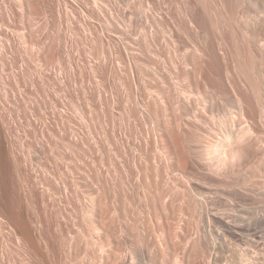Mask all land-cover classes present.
<instances>
[{"label":"rangeland","instance_id":"rangeland-1","mask_svg":"<svg viewBox=\"0 0 264 264\" xmlns=\"http://www.w3.org/2000/svg\"><path fill=\"white\" fill-rule=\"evenodd\" d=\"M28 1L26 0V2ZM202 1L201 3L200 0H51L49 4L53 6L48 8L51 9L54 16L53 13L50 15L49 10H44L45 12L42 11L44 12L43 15L41 13L38 16L36 23V33L39 35L37 37L40 41L42 39L44 41L42 42L45 43L46 38L49 41L54 38L57 42L55 43L58 44L59 53H61L56 54L57 58H55L56 55L54 58H52L53 56L50 58V54L46 51H42L41 54L39 48L31 47L32 39L29 35L30 32L27 33L28 25L21 24L25 21H21L24 19L21 17L18 8H16L17 10L14 9L16 4L10 5V2L13 4L16 0H0V99H3L6 110H8L7 114L13 130L10 140L14 144L11 143L12 145L18 144L15 145L16 149H14L16 152L20 150L17 153H21L19 155L26 161V169L29 173L42 178L52 190V194L54 196L56 194L55 197H50V200L53 199L54 202L52 201V204L51 201L48 202L52 207L55 206L56 209L53 208L52 210L64 212L65 219L63 218V221L66 222L64 221L63 225L65 224L66 229L69 225L70 228L74 227L75 229L78 223H80L79 225L87 224L84 222L91 218L90 215H88L89 218L83 216L85 219L82 220L83 212H80L82 211V202L77 201L78 195L85 199L89 193L102 191L100 193L101 199L103 198L102 212L104 213L102 214H105L102 219L105 218L103 220L106 221V225L114 223L119 228L120 246L124 249H130L129 251L134 254L135 264H178V262L184 261L185 251L188 253L191 249L193 255L191 258L198 260L199 264H201L200 261H203L202 264H208L209 261L210 264L211 262L214 264L210 258L204 259L202 256L204 250H207L208 255L212 252L207 243L208 233L212 232L210 235L215 236L213 231H222V224L219 220L215 221L217 219H206L203 214L206 211L215 213L218 211L220 218L222 216L227 217L235 212V209L231 208H237L241 203H246L249 208L257 213L263 212L262 204L257 206L260 204V200L257 197L256 200L251 191H242L243 188L238 185L250 177L248 171L245 173L246 163L238 167L241 170L238 172L242 174H236V176H233V172L225 175L220 171L223 164L232 167L235 165L236 167L237 159L240 157L242 159L241 155L244 151L243 153L239 151L241 150L239 146L234 145L237 143L231 142L236 153L234 150L231 151L234 155L231 153L232 155L230 154V158L227 157V159L222 153L210 158L205 156V145L201 143L203 146L201 147L198 143V136L201 133L198 132L200 126L211 129L218 124L221 125L226 122L228 124L229 121L231 122L229 124L236 123L239 125L240 121L243 120L238 114V107L235 105L236 93L231 92L227 96L223 92H219L213 96L205 91L206 101L201 102L200 111H203L202 117L210 125L204 122H201L203 125L198 123V77L194 78L196 74L198 75L196 72L198 68V16L201 14V17L199 16L200 23H204V18L209 17V21H212H210L212 27H209L211 29H209L211 31L210 36L216 40V43L218 41L223 43L221 44L222 47L219 46L220 44L216 46L217 49L220 47L219 49L223 50L218 49L221 57V60L219 59L221 67L218 70L222 73L218 71L220 77H217L219 76L218 73L215 76L217 80L215 78L210 79L213 82L214 80L217 81L218 84L215 83L219 88L221 87L219 83L224 80L227 84L228 79H230L227 78V75L229 69L234 68L232 50L236 49L232 46L234 42L232 43V39H230L234 31L231 29L229 32L227 26L226 28L223 26V24L227 25L231 22V9L233 7L232 10H234L237 7L235 0H229L228 3L230 4H227V9H224L225 6L220 4L223 0L221 2L220 0ZM204 1L209 3L205 4ZM230 1H233L232 4ZM28 5L27 3L28 9L26 8V11L29 10L30 6L28 7ZM8 7L10 11L11 9L16 11V15L13 16L15 20L13 17L9 19ZM248 10L256 15L255 9L250 5L244 6L238 12L244 14ZM209 13L210 15L214 13L211 17L215 18H211ZM8 19L12 22L9 23ZM256 23L258 26L253 23V30L255 29L261 37V33L258 32L260 31L259 21ZM253 25L251 24V26ZM22 26L26 27L23 28ZM23 34L27 36L24 35V37ZM222 37L226 44L222 40L220 41ZM42 42H40L41 45H43ZM3 46L4 49H2ZM148 46H150L149 49ZM169 47L180 49V54L177 53L180 58L177 55L172 56L174 55H171L173 50L170 52ZM125 48H131L130 51L132 50L133 54H130ZM120 50L123 52L125 63L117 56ZM114 51H118L117 54L115 53L118 58L113 55ZM225 51H227L225 54L222 53ZM110 52L111 58L108 55ZM170 56L174 60L178 58L181 63L184 62L183 65H179L180 62L178 63V61L179 68L172 65V60H170L172 57ZM183 56L185 61H182ZM100 57H107L105 62V59L102 61L105 64H101ZM115 59H119V61ZM138 59L140 63H137ZM96 60L100 63L99 65ZM115 61L118 63L121 61L122 68L119 67L121 65L117 66ZM220 62H218L219 65ZM95 64L98 65V68L97 66L94 67ZM100 66L101 70L99 69ZM93 67L97 71H102L101 73L97 72L101 74L100 76L94 72ZM103 67L106 71L109 70L108 73L104 74L107 79L104 75V77L102 76L106 72ZM232 71V75L235 77L236 74L234 75L233 69ZM126 76L128 81L125 79ZM100 77L105 80L104 83H107V87L103 85L101 88L103 81L101 83ZM219 78L221 80H218ZM233 80L245 93L246 88L241 80L239 82V78L236 77L231 80V83ZM18 81L20 82L18 83ZM123 81H126L125 84L129 83L127 87L124 86ZM44 87L46 88L44 89ZM181 90L185 92L183 95L180 94ZM6 99L8 100L6 101ZM161 100L167 104V107H164L167 108L166 111H164ZM205 102L206 104H204ZM212 103H214V109L209 110L208 106L206 109L205 106ZM202 106L204 110H202ZM249 123L257 127L262 126L257 117L250 120ZM173 128L180 131L181 141L183 140L184 152L189 161L187 175L192 177L190 178V185L182 179L180 174L169 168L168 160L162 155V146H164V142H167V133ZM48 129L49 131H47ZM162 135L164 137H161ZM163 138L166 141H163ZM28 143L30 144L28 145ZM228 143L230 142L228 141ZM19 147L21 148L19 149ZM236 168L235 172L238 169ZM228 182L241 188L234 187L235 190H240L244 194L247 192L245 194L247 198L243 197L241 192L242 198L231 197L233 190L229 191L231 188H229ZM261 182H256L253 187L255 189L260 188L264 185V182H262L263 184ZM226 184L228 187L225 186ZM209 186L215 188L210 187V189ZM221 188L224 190H220ZM65 190L66 192H64ZM199 192H202L203 195ZM250 192L254 198L249 194ZM206 193L207 195H205ZM203 202L207 204H203ZM206 205L207 208L209 207L208 209ZM59 208L60 210H58ZM3 225L0 224V226ZM5 226L7 225L0 227V264H27L25 260L22 261L25 259L23 258L25 256L22 255L23 250L13 238L12 232L9 231L10 228ZM209 227L210 232L208 231ZM74 229L73 231H77ZM68 230L72 231L71 229ZM130 235L131 237L127 239L126 236ZM189 236L192 237V243L189 242L192 245L188 244V246L186 239ZM229 240L233 241L234 239L228 237ZM126 241L128 242L126 243ZM230 241V245L234 246L233 250L239 247L241 249L239 245L235 249L237 242L234 243L233 241V244ZM194 243L196 244L195 248ZM231 246L228 253L233 252ZM188 247L189 249H187ZM259 248L257 250L253 248L254 251L251 250V255L253 252L255 255V250L259 254L262 253L261 256L257 254L260 261L256 255V262L253 261L254 257L246 259L238 255L240 249L231 254L232 256L237 254L235 258L228 256L230 254L225 251L226 257L222 253L219 260L223 257H231L229 258L230 262L234 261L236 264H264V246L261 245ZM90 250L91 255L94 250L91 248ZM221 256L223 257L221 258ZM219 260L218 262L221 263L222 260Z\"/></svg>","mask_w":264,"mask_h":264},{"label":"bare ground","instance_id":"bare-ground-1","mask_svg":"<svg viewBox=\"0 0 264 264\" xmlns=\"http://www.w3.org/2000/svg\"><path fill=\"white\" fill-rule=\"evenodd\" d=\"M12 1H15V0H12ZM201 1L202 0H200V2ZM221 1L222 0H220V2ZM16 2L15 3L13 2V4H11V2H10V5L14 6L16 4V7H14V9L17 10L16 8H18V10L21 12V17L24 19V20L21 19V21L27 22V23L21 22V24H23V25L27 24L28 25V28H27L28 32H27V30H26V32L27 33L30 32L29 35H30V38L32 39V40L30 39L32 41L31 47L33 46V48H35V47L39 48V51L41 50V54H42V51H46L47 53L50 54V58H51V56H53L52 58H54L56 54L57 55L60 54L61 53V52L59 53L60 49L58 47V44H56L57 42L55 41L54 38L50 39V41L48 40V38H46L47 40L45 41V43H43L44 41L42 39L40 41L39 37H37L39 35L36 33V29H37L36 23L38 21L37 18L41 13L43 15V13L46 10H49L48 7H51V5H52V4L51 5L49 4V3H51V0H29L28 2H26V0H16ZM145 2L148 5L147 1H145ZM205 2L206 1H204V3ZM228 2H229V0H223L220 4L222 6H225L224 9H227L228 8L227 6L230 4ZM232 2H231V4H232ZM234 2L236 3L235 5H237V7H236L237 9L235 8L234 10H232L233 7L231 9V6H230V9H231L230 20H231V22L227 25L223 24V26H225V28L227 26V29L229 30V32L234 31V32H232L233 35H231V36L229 35V36L232 37V38H230V39H232V43L234 42L232 46L236 47V49L234 48V51L232 49L231 50L233 52V55H232L233 58L232 59L234 60V68H232V69L235 72L234 75L236 74L237 76L235 75V77H233V75H232L233 71H232V69L231 70L229 69V71H228L229 74L227 75L228 76L227 78H230V79H228L230 82L226 79L228 81V83L226 84V81L223 80L224 82L222 81V83H219V86L221 85V87L220 88L218 87V85H217L218 82L215 80H217L216 79L217 77H220L219 72H221V71H219V70L221 67V62L219 61V59L221 57L219 54L220 53L219 52V50H220L219 46H221V44H223V43L219 42V41H218V43H216V40L210 36V32H211L210 28L212 27L211 26L212 23H210L211 20L209 21L208 16H207L208 18H204V20H203L204 23L199 22V16L201 15V14L199 15V13H201V12H199L198 13V15H199L198 16V68L195 67L198 70L197 71L195 69L196 72L198 73V75L196 74V77L194 76V78L198 77V123H200L201 125H203L201 122L206 123L205 122L206 120L204 119V117H202L203 111L202 112L200 111L201 110L200 109L201 102L206 101V99L204 97L205 91L211 93L213 96L217 95L219 92H223L224 95L226 94L227 96H229L231 94V92L236 93L235 100H234V101H236L235 105H236V107H238L237 108V110L239 109L238 114L240 115L241 119L244 120V122H242L243 121L242 120V121H240V124H241V122H242V124L237 125L236 123L235 124H233V123L229 124V122H230L229 121L228 124H226L227 122L224 124H221V125L218 124V126L215 125L211 129H206L204 127H201L199 124L200 128L198 127L199 128L198 132H201V133H199V136H198V143H199V145H201V143L203 145H205V148H204V150H206L205 156L207 155V156H209V158L213 157L214 155L220 154V153H222L226 157V159H227V157L230 158V154L232 153L231 151L236 150L234 145L239 146V148L241 149L239 151H241V153H243V151H244V153L241 155L242 159L240 157L239 159H241V160L239 161V159L236 158L238 162H236L235 164H236V167L238 168L243 163L244 164L246 163L247 168L245 166V168H246L245 173H247V171H248L249 172L248 174L250 175V177L246 178V179L244 178L245 182L242 184H240L238 182L239 183L238 185H240L241 188H243V189H241L240 187L238 188V186H235L234 184H231V183L229 184V182H228L229 188H231V189H229V191L233 190V193H232V191H231L232 194L230 193L231 197L237 196L238 198L239 197L242 198V195H244L243 197H245V194L248 191H251L255 195V199L257 200V198H258L260 200V201L258 200L260 202V204L257 202L259 204L257 206H260L262 204L261 205L262 208L261 207L260 208L262 209L263 212L257 213L253 209L249 208V206L246 203H241V204H239V206H237V208H235V207L231 208V209H235V212H233L232 215H228L227 217L226 216L223 217L222 215H220V216H222V218H220L218 216L219 213H217L218 211L216 213L206 211V213L203 214V217H205L206 219H210V220L217 219L215 221L219 220L220 224H222L221 225L222 231H217V230L213 231L215 236H211L212 232L208 233L209 237L207 236L208 241L207 240L206 241H207L208 245L211 247L212 252H211V254L208 255L207 254L208 252H206L207 250L206 251L204 250V253L202 256L204 259L210 258L214 264L215 263L216 264L217 263H219V264H234L235 263L236 264V262H234L232 260L235 258V255H237V254L233 255L234 258L231 260L234 263L230 262L229 258H231V257L224 258L223 256L225 255L224 254L225 251L227 252V254H230L228 256H232L231 254L233 252L240 249V247L238 248L237 245L241 246V249L239 250L241 254L237 251L238 255L245 257L246 259L249 257H254V259L253 258L252 259H253V261L255 260V262H256L257 259L259 260V258L257 257L258 256L257 254H259V252H257L256 250L260 249L259 246H261V245L264 246V185L258 189L257 188L255 189L253 187L254 184H256V182H258V181L264 182V0H235ZM27 3L29 4L28 7L30 6L28 11H26L28 9L26 7ZM201 3H199V4H201ZM207 3H209V2H207ZM207 3H205V4H207ZM246 5H250L253 9H255L256 15H253L252 13H250V10H248V12L246 11V13H244V14H240V12H238L239 10H241ZM11 6H10V8H11ZM24 7H25V9H24ZM204 7H205V5H204ZM206 7H208V6H206ZM10 8L8 9L9 10L8 11L9 19H11L13 16L16 15V11L12 10V9L10 11ZM230 9H229V11H230ZM217 10H216V12H217ZM42 11H44V12H42ZM49 11H50L49 13L51 15V13H53V12L51 11V9ZM20 12L18 13V15L20 14ZM205 12H204V14H205ZM212 14H214V13H212ZM52 15L54 16V13ZM209 15H210V13H209ZM211 15H210V17H211ZM222 16H224V15H222ZM46 17H48V16H46ZM25 18H26V20H25ZM211 18H213V16ZM9 19L7 21H9ZM13 19L15 20L14 17H13ZM253 20H254V22H252ZM255 21L256 22L259 21L260 31H258V32L261 33V35H262L261 37L259 36V34H257L255 29L253 30L254 25L258 26V23H256ZM10 22H12V21H9V23ZM39 22H40V20H39ZM221 23H223L222 20H221ZM253 23H255V24L253 25ZM216 24H217V22H216ZM251 24L253 26H251ZM38 25H39V23H38ZM24 27H26V26H24ZM217 27H219V26H217ZM219 28L217 29L218 32L220 31ZM225 28L222 27V29H225ZM256 28H258V27H256ZM24 35L27 36L26 34H23V36ZM239 38L241 41L240 44H239L240 41L238 40ZM221 40L223 41V37H222V39H220V41ZM39 41L40 42L43 41L42 42L43 45H41V43ZM147 41H148V39H147ZM224 41H225V39H224ZM224 43L226 44V42H224ZM228 43H230V42H228ZM218 44H220L218 46L219 50L216 47ZM39 45H40V47H39ZM149 45L151 46V44H149ZM150 46H148V49L150 48ZM114 48L115 47H113V49ZM2 49H4V46ZM125 49L130 54H133L132 53L133 51L132 50L130 51L131 48L130 49L125 48ZM169 49H170V52H171V50H173L172 52H175V53L171 52V55L174 54V55H172L174 57L177 55V53L180 54L179 53L180 49H176V48L172 49L171 47H169ZM114 50H116V49H114ZM117 52L114 51V53L113 52L112 53H113V55H115V53L117 54ZM226 52L227 51L222 52V53L225 54ZM100 54H102V53H100ZM100 54H99V56H100ZM103 54H104V51H103ZM110 54H111V52L108 53L109 56H110ZM118 54H117V56L119 57V59L124 62L123 52L120 50ZM57 55L55 58H57ZM108 55H107V57H108ZM172 56H170V57H172ZM180 56L182 59V54ZM104 57H105V55H104ZM111 57H112V55L110 56V58ZM177 57H178V55H177ZM101 58L102 57H100V59H99V60H101V64H105L104 62L106 61V58H102V59ZM178 58H180V57H178ZM178 58H177V60H176V58L174 60L173 57L170 59V60H172L171 61L173 63L172 65H174L175 67L178 66L177 64L179 62H180L179 65L180 64L183 65V63H184V62L181 63V60L179 61ZM183 58H184V56H183ZM31 59H30V61H31ZM103 59H105V60L102 63ZM119 59L118 60L115 59V60L119 61ZM96 61L98 62V60H96ZM121 61L119 62L120 64L115 61V63H117V66L121 65V63H122ZM177 61H178V63H177ZM182 61H185V58ZM218 62H220V65ZM231 62H232V60H231ZM109 63H111V61ZM137 63H140L139 59H138ZM186 63H187V60H186ZM99 64L100 63L98 62V65ZM232 64H233V62H232ZM98 65L95 64L94 67L97 66V68H98ZM218 65H219V68H218ZM101 66H103V65H101ZM101 66L99 67L100 70H101ZM117 66H116V68H118ZM105 67H103L104 70H105ZM119 67L122 68V65ZM179 67L180 66H178V68ZM95 69L96 68H94V70ZM100 70H98V71L95 70L94 72H96V74H98L100 76L101 74L97 73V72H100ZM175 70H177V69L175 68ZM108 71L104 72L102 74V76L105 73H108ZM179 71H180V69H179ZM196 72L194 71V73H196ZM218 73H219V76L215 77ZM231 75H232V77H231ZM95 76L96 75L94 73V77ZM104 76L106 77V75H104ZM107 76H108V74H107ZM236 77H238L239 82L241 80V83H243V85L245 86V88H246L245 93H243L242 88L240 90V87L238 84L234 83L235 79L232 82L235 85L231 83V80L233 78H236ZM123 78H125V77H123ZM123 78H122V80H123ZM211 78H212V80H213V78H215L214 82L212 80H210ZM95 79H96V77H95ZM99 79H101V77ZM105 79H107V77ZM125 79H127V81H128L127 76ZM218 80H221V79L219 78ZM96 81L98 83V79ZM102 81H103V84H101L102 86L101 85H99V86H101V88L103 87V85H105L107 87V85H106L107 83H104L105 80L101 79V83H102ZM19 82L20 81H18V83ZM125 82H124V86L126 85V87H127V84H129V83L125 84ZM215 82H217V84ZM219 82H221V81H219ZM229 83H231L230 84L231 86L230 85L228 86ZM121 85H122V83H121ZM15 86H17V85H15ZM42 86H43V84H42ZM18 88L20 90V87H18ZM45 88L46 87H44V89ZM4 91H5V89H4ZM183 93H185V92L182 91L180 94L183 95ZM13 94H15V93H13ZM23 95H24V93H23ZM6 97H9V96H6ZM13 99H14V97H13ZM7 100L8 99H6V101ZM1 101H0V224L7 225L10 228L9 231L12 232L11 234H13V236H14L13 238L16 239L17 244H19V246H20V249L23 250V252H24V253H22V255L25 256V257H23L25 259L20 257L21 259H23L22 261L24 262V260H25V263H27V264H135V260H134V256H133L134 254H132L129 251L130 249L129 250L124 249L123 247L120 246L121 240L119 239L120 238L119 228L114 223H112V224L109 223V225L111 224L110 226L106 225L107 224V223H105L106 221L104 222L105 218H103L104 220L102 219V217H104V215H105V214H102V213H104V212H102L103 211V209H102V206H103L102 205V202H103L102 199L103 198L101 199V194H100V193H102V191L100 193H99V191H97L98 194L96 192L91 193L92 195L89 193V195L87 196V198L85 197V199L81 198L77 194L78 195L77 201H80V203L82 202L81 203L82 204L81 205L82 211H80V212H83V214H84V215L82 214V220L85 219L84 218L85 216L88 217V215H90V217L91 218L93 217V218L92 219L90 218L91 221L89 219L90 222L88 221V219L86 220L89 223L86 221L84 222L87 224L82 225L83 224L82 223L81 225H79L80 223H78L77 226H75L76 227L75 229H74V227H72L73 226V224H72L71 227L77 231H73V229L70 228V225H69L68 229H71L73 232L66 229L67 227H65V224L63 225V223L65 221V220L63 221V218L65 217L63 215L64 212L62 213V212L58 211L59 212L58 213L57 210H55V211L52 210L53 208H55V206H53V207L51 206V204L54 202L53 199L50 200L51 199L50 197L54 196L52 194V190L50 189V187L47 186V184H45L46 182H44L42 178L38 177L37 175L35 176L32 173H29V171L26 169L27 168L26 161L22 158V156H20L21 153H19L20 155L17 153V152H20V150H17V152L15 150L16 149L15 145H18V144L12 145V143L14 144V142H12V140H10V137H11L10 135L13 134V133L11 134V132L13 130L11 129V126H10L11 123L9 121L8 114H7L8 110H6L7 108L5 107L4 102L2 101V103H3L2 104ZM157 101H158V99H157ZM161 102H162L161 104L163 105V108L167 107V104L164 100H161ZM46 104H48V103H46ZM204 104H206V102ZM207 106H208L209 110H212L215 107L214 103L209 104V105L207 104L205 106L206 109H208ZM18 108H19V106H18ZM16 110H18V109H16ZM166 110H167V108L164 111H166ZM202 110H204L203 106H202ZM156 112H155V114H156ZM199 113L201 114V116ZM32 114H34V113H32ZM255 117H257L260 120V122L262 124L261 127H257L255 125L249 123V121L254 119ZM235 118H236V116H235ZM33 120H35V119H33ZM209 121H211V120H209ZM12 122H13V120H12ZM211 123H212V121H211ZM206 124H209V123H206ZM205 126H208V125H205ZM46 128H48V127H46ZM49 129L47 131H49ZM158 135H160V134H158ZM180 135H181L180 131H178L177 128L171 129L169 131V133H167V136L165 135L167 137V142H164L165 144H163L164 146H162L163 147L162 148V150H163L162 155L165 157L166 160H168V163L170 164L169 168H172V170L174 172H177L178 174H180L182 179L190 185L189 182H191L190 178H192V177L191 176L189 177V175H187V170L189 167V161L185 155L184 148H183V140L181 141L182 137ZM161 137H164V135H162ZM163 139H162L163 141H166L165 138H163ZM14 141H16V140H14ZM228 141L230 143H228ZM231 142L233 144L234 143H237V144L233 145V144H231ZM204 143H206V144H204ZM29 144L30 143H28V145ZM23 146H25V144H23ZM201 147H203V146L201 145ZM233 147H234V149H232ZM20 148L21 147H19V149ZM17 149H18V147H17ZM28 149H30V148H28ZM202 152H203V150H202ZM235 153H236V151H235ZM22 154H23V152H22ZM24 158H25V156H24ZM26 159L28 160L29 158H26ZM29 163H31V162H29ZM225 164H226V162H225ZM230 164H232V163H230ZM236 167H235V165H234V167H232V166H228V165L223 164V167L220 168L221 170L220 169L219 170L222 171V174H225V175L229 174L230 172H233V176L234 175L236 176V174H242V173L238 172V170H240V169L239 168L237 169ZM235 168L237 169L238 173L235 172L236 171ZM215 172H216V170H215ZM58 174H60V173H58ZM243 174H244V172H243ZM242 176H244V175H242ZM60 177H61V175H60ZM221 177H222V175H221ZM45 180H46V178H45ZM262 182H261V184H263ZM99 183H101V182H99ZM104 185H106V184H104ZM219 186H222V185H219ZM225 186H227V184ZM210 187L211 186H209V188ZM217 187H216V190H217ZM234 187H237L238 189H241L242 191L243 190H246V191L248 190V191L244 194L240 190L239 191L235 190ZM211 188H215V187L213 186ZM65 189H66V187H65ZM81 190L82 189L80 188V191ZM220 190H222V188ZM64 192H66V190ZM75 192H77V191L75 190ZM210 192H211V190H210ZM240 192L242 193L241 196H240ZM251 192L249 194H251ZM53 193H54V191H53ZM94 194H96V195H94ZM230 194H228L229 196L228 195L227 196L230 197ZM249 194H247V195H249ZM202 195H203V193H202ZM205 195H207V193ZM55 196H56V194H55ZM227 196H225V197L227 199H230ZM214 197H215V195H214ZM245 198H247V196ZM245 198H244V201H245ZM248 198H249V196H248ZM253 198H254V196H253ZM197 199H198V197H197ZM200 199H202V198H200ZM208 199H210V198H208ZM48 201H51V204H49L50 202H48ZM209 201H212V200H209ZM205 202H207V201H205ZM207 203L203 202V204H207ZM69 205H70V203H69ZM210 205H211V203H210ZM200 207H202V204H200ZM206 208H207V205H206ZM62 209L63 208H61V210ZM58 210H60V208ZM62 211H64V210H62ZM225 213H226V211H225ZM81 222H83V221H81ZM74 225H76V224H74ZM3 226H0V227H3ZM7 226H5V227L7 228ZM66 226H68L67 223H66ZM209 230H210V227L208 228V231ZM204 231H206V230H204ZM190 236L188 237L190 239H188V238L186 239L187 245L190 244L189 242L192 241V237H190ZM129 237H131V235L126 236L127 239H129ZM228 237H230L231 239H234L233 240L234 243L237 242V244H235L237 246V247L235 246V249L236 248H238V249L233 250L234 246L230 245V243H229L230 240L228 241ZM233 241L231 240L230 242L233 243ZM127 242L128 241H126V243ZM195 243L193 245L194 248L196 246ZM190 245H192V244H190ZM228 245H230L232 247V250H233L232 253H228L229 252L228 249L230 248V246H228ZM90 248L92 250H94V251H92L94 253H92L91 255L89 253ZM190 248H191V246H190ZM194 248H193V250H194ZM253 248H256L255 255H256L257 259H255L254 252L251 255V250L254 251ZM187 249H189V247ZM186 252L187 251H185V256L183 255L185 258L184 261L182 260L183 262H180V263H182V264H199L198 260L191 258V256L193 257L192 249L189 250L188 253H186ZM222 253H223V256H221V258L222 257L223 258L221 259L222 262L220 263V262H218V260L220 259V255H222ZM260 254H262V253H260ZM226 255H225V257H226ZM113 257H114V259H113ZM111 258H112V260H111ZM200 259H202V258H200ZM107 260L109 261V263H106V262H108ZM221 260H219V261H221ZM202 262L200 261L201 264H202ZM180 263L178 262V264H180ZM257 263H260V262L257 261ZM208 264H210V261ZM211 264H212V262H211Z\"/></svg>","mask_w":264,"mask_h":264}]
</instances>
